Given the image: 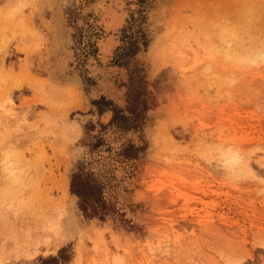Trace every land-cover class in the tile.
Wrapping results in <instances>:
<instances>
[{
    "label": "rangeland",
    "instance_id": "374dc122",
    "mask_svg": "<svg viewBox=\"0 0 264 264\" xmlns=\"http://www.w3.org/2000/svg\"><path fill=\"white\" fill-rule=\"evenodd\" d=\"M61 250L264 264V0H0V264Z\"/></svg>",
    "mask_w": 264,
    "mask_h": 264
},
{
    "label": "trees",
    "instance_id": "16d2710c",
    "mask_svg": "<svg viewBox=\"0 0 264 264\" xmlns=\"http://www.w3.org/2000/svg\"><path fill=\"white\" fill-rule=\"evenodd\" d=\"M71 187L72 193L78 198V206L84 218L104 221L105 218L117 213L109 199L104 196L103 189L81 169L72 176ZM63 253L64 250H61L58 257L43 260L41 264H66L68 259L62 258Z\"/></svg>",
    "mask_w": 264,
    "mask_h": 264
},
{
    "label": "bare ground",
    "instance_id": "6f19581e",
    "mask_svg": "<svg viewBox=\"0 0 264 264\" xmlns=\"http://www.w3.org/2000/svg\"><path fill=\"white\" fill-rule=\"evenodd\" d=\"M64 127H67V126H64ZM64 130H66L65 128H64ZM68 132V131H67ZM229 159V164H235L236 163V159H234V158H232V157H230V158H228ZM66 189V188H65Z\"/></svg>",
    "mask_w": 264,
    "mask_h": 264
}]
</instances>
